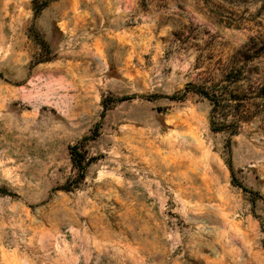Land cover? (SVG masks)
Masks as SVG:
<instances>
[{
  "label": "rangeland",
  "instance_id": "1",
  "mask_svg": "<svg viewBox=\"0 0 264 264\" xmlns=\"http://www.w3.org/2000/svg\"><path fill=\"white\" fill-rule=\"evenodd\" d=\"M258 82L264 0H0V264H264Z\"/></svg>",
  "mask_w": 264,
  "mask_h": 264
},
{
  "label": "trees",
  "instance_id": "2",
  "mask_svg": "<svg viewBox=\"0 0 264 264\" xmlns=\"http://www.w3.org/2000/svg\"><path fill=\"white\" fill-rule=\"evenodd\" d=\"M263 86L261 84V82H258L256 84V88L258 90H262L263 89ZM185 91L191 89L199 94H201L202 96L208 98L212 104V108H211V119H210V123H211V129L216 131V130H219L221 129V127H225L227 124H222L220 126H218L216 123V115L218 114V110L219 109H224V110H227V112H229V115H231L233 117V122L237 121L238 118H243L245 117L244 116V113H245V110L242 111V109L239 107L238 104H232L231 103V100L235 99V98H231L230 97V94L228 96H226V93H222V92H219L217 93L216 90L214 91H209L207 89H205L204 87H201V86H196V85H193V84H187L185 85L184 87ZM237 99V98H236ZM242 104H240V106H244V101L243 102H240ZM233 122H232V125H233ZM236 127L233 125V128H232V132L235 133ZM69 151H70V154L72 156V159H73V162L74 163H77V166L79 168H82L83 165L81 164V158H75V155H77L78 153L76 152V145H72L70 146L69 148ZM79 156V154H78ZM82 175V174H81Z\"/></svg>",
  "mask_w": 264,
  "mask_h": 264
}]
</instances>
